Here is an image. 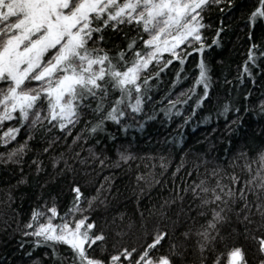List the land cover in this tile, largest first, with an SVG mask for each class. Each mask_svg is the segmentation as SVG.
Returning <instances> with one entry per match:
<instances>
[{"label": "trees", "instance_id": "trees-1", "mask_svg": "<svg viewBox=\"0 0 264 264\" xmlns=\"http://www.w3.org/2000/svg\"><path fill=\"white\" fill-rule=\"evenodd\" d=\"M258 5L259 0H223L206 11L203 22L210 27L203 33V57L193 45L183 64L173 60L165 67L170 59L165 53L159 64L150 66L143 111L122 122L127 131L109 121L104 131L93 134L91 113L70 125V133L50 125L31 129L18 119L0 124V264H73L67 245L45 243L25 232L33 231L26 225L33 222L34 211L43 214L39 222H46L53 206L60 213L53 223H61L73 207L75 186L83 193V215L96 224L93 231L106 237L100 248L93 246L96 257L124 248L142 252L157 232H167L153 253L171 256L173 264H214L217 257L226 264L234 247L244 249L247 264H264L258 245L264 237V189L259 187L264 177L259 161L264 151V19L249 24ZM220 28L224 30L216 37ZM252 43L259 47L254 52L257 66L248 63L249 77L244 66ZM117 47L124 42L113 36L110 54ZM201 59L211 78L202 102L203 86L196 85ZM9 128L20 129L15 139L4 136ZM121 153L129 159H121ZM213 169L223 170L224 183L236 175L237 190L247 180L254 183L245 199L237 196L212 206L223 209L224 219L201 250L198 233L211 213L200 214L207 210L199 207L193 187L201 179L214 184ZM80 216L73 212L66 218Z\"/></svg>", "mask_w": 264, "mask_h": 264}, {"label": "snow or ice", "instance_id": "snow-or-ice-1", "mask_svg": "<svg viewBox=\"0 0 264 264\" xmlns=\"http://www.w3.org/2000/svg\"><path fill=\"white\" fill-rule=\"evenodd\" d=\"M222 2L0 0V124L18 119L21 126L27 124L31 129L50 125L61 131L68 128L70 133V125L75 127L85 113H91L95 119L91 133L104 131L109 121L127 131L122 122L143 111L144 98L149 91L145 74L150 66L159 64L165 53L170 57L165 67L173 60L183 64V57L191 54L187 49L193 45V50L203 57V33L210 27L203 22L204 13ZM258 18L264 19V0H259L258 7L251 12L249 24L254 26ZM223 30L218 29L216 37ZM133 31L135 35L130 34ZM113 36L121 37L124 42L123 48L117 47L115 55L110 54L108 48ZM213 43L218 46V39ZM258 47L255 43L250 45L244 66V73L249 77L252 72L248 63L257 66L254 52ZM208 73L209 68L201 59L196 80V85H202L204 90L200 102L208 98L211 80ZM230 110L225 104L224 113ZM19 131V128H9L4 136L15 139ZM121 159L129 157L121 153ZM259 161L264 170V151L259 153ZM246 167L251 171L250 165ZM222 171L212 170L214 184L201 179L193 187L194 198L200 200L199 207L207 210L200 214L211 213L207 226L198 233L203 241L201 250L214 239L212 232L224 219L223 209L217 211L212 206L226 204L237 196L245 199V191H251L249 185L254 183L247 180L237 190L239 178L229 175V183H224ZM259 187L264 189V177H260ZM72 192L73 207L61 217V223H53L54 218L60 217L55 206L47 209L46 222H39L43 214L34 211L33 222L26 225L33 231L25 235L42 238L45 243L67 245L73 254V264H173L171 256L153 253L167 237V232H157L152 243L139 253L135 248H124L107 258L92 255L106 237L93 231L96 224L89 222V217L79 208L83 196L80 187H73ZM91 203L89 201V207ZM73 212H81V216L69 221L66 217ZM258 245L259 251L264 253V237L258 239ZM214 264H221V257H217ZM226 264H247L244 249L232 248Z\"/></svg>", "mask_w": 264, "mask_h": 264}]
</instances>
